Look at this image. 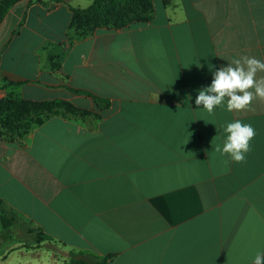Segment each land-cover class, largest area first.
I'll return each mask as SVG.
<instances>
[{"label": "crops", "instance_id": "crops-1", "mask_svg": "<svg viewBox=\"0 0 264 264\" xmlns=\"http://www.w3.org/2000/svg\"><path fill=\"white\" fill-rule=\"evenodd\" d=\"M167 2L79 40L71 10L91 0L0 11L1 96L65 101L85 117L52 115L24 142L0 139V264H66L70 253L252 264L264 252V99L231 112L226 101L212 113L195 105L220 67L264 61V0ZM236 120L256 132L245 163L215 151Z\"/></svg>", "mask_w": 264, "mask_h": 264}, {"label": "clouds", "instance_id": "clouds-1", "mask_svg": "<svg viewBox=\"0 0 264 264\" xmlns=\"http://www.w3.org/2000/svg\"><path fill=\"white\" fill-rule=\"evenodd\" d=\"M258 72H264V61L247 55L220 67L213 73L210 86L198 90L195 105L197 108L203 105L208 113L225 101L230 112L249 109L254 99H264V77L256 79ZM223 132L226 134L223 146L218 145L215 151L222 156L227 154L234 163H245L252 150L250 141L256 135L254 127L236 120L228 123ZM252 264H264V252L258 251Z\"/></svg>", "mask_w": 264, "mask_h": 264}, {"label": "rangeland", "instance_id": "rangeland-1", "mask_svg": "<svg viewBox=\"0 0 264 264\" xmlns=\"http://www.w3.org/2000/svg\"><path fill=\"white\" fill-rule=\"evenodd\" d=\"M5 3L7 0H0ZM120 2V3H118ZM2 5V4H0ZM114 16L105 19L98 18L87 23H76L70 27V35L72 34L73 40H79L82 36H87L92 29L100 24H109L116 27L125 25L132 21L142 18V13L146 11L142 8V5L133 0H117L113 7ZM58 65L55 62L53 66ZM18 102L24 100L18 97L14 93L0 96V102L2 101ZM26 101V100H25ZM37 102V101H33ZM46 114L50 117L52 115H62L65 117H71L81 119L84 121L85 117L80 116V113H74L72 110L64 107L62 104H56L53 106L37 107L32 105L15 106L9 105L0 106V139L3 141H20L24 142L30 132L43 121ZM86 121V120H85Z\"/></svg>", "mask_w": 264, "mask_h": 264}, {"label": "trees", "instance_id": "trees-1", "mask_svg": "<svg viewBox=\"0 0 264 264\" xmlns=\"http://www.w3.org/2000/svg\"><path fill=\"white\" fill-rule=\"evenodd\" d=\"M21 0H7L6 1V6H4V8L2 7L0 9L1 11V16L3 15V13L14 3H17ZM117 0H91V4L85 8V9H80V8H73L71 10L72 13V19L70 22V27L75 25L76 23H87L90 22L92 20H96L98 18L101 19H105L108 17H112L114 16V12H113V7L115 5ZM122 1V0H120ZM133 1H137L142 5V8L146 11V13L149 12V5L153 0H133ZM163 1V5L166 6L167 5V0H162ZM120 3V2H118ZM141 19H145V18H141ZM148 19V17L146 18ZM140 19H137L136 21H139ZM84 36H82L81 38H83ZM9 85H13V86H19L21 85V83H15V84H9ZM72 93L77 94V95H83L85 97L90 98L96 109L98 111H105L109 108L110 103L108 100L102 99L98 96L93 95L90 92L84 91V90H70ZM56 104H62L64 107L68 108L69 110H72V112L74 113H79L77 112V110H75L73 108V106L71 104H69L68 102L65 101H48V102H33V101H28V100H20L18 102H9V101H2L0 102V106L1 105H9L10 107H15V106H26V105H32V106H37V107H48V106H53ZM49 116L46 114V116L44 117L43 120L47 119ZM43 122V121H41ZM40 122V123H41ZM39 123V124H40ZM6 225V224H5ZM107 263V259L106 258H100L98 256H94L92 254H84V253H70L69 254V261L66 264H106Z\"/></svg>", "mask_w": 264, "mask_h": 264}, {"label": "built area", "instance_id": "built-area-1", "mask_svg": "<svg viewBox=\"0 0 264 264\" xmlns=\"http://www.w3.org/2000/svg\"><path fill=\"white\" fill-rule=\"evenodd\" d=\"M0 96H1V94H0Z\"/></svg>", "mask_w": 264, "mask_h": 264}]
</instances>
